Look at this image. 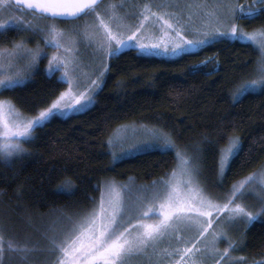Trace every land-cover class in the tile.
<instances>
[{"label": "trees", "instance_id": "trees-1", "mask_svg": "<svg viewBox=\"0 0 264 264\" xmlns=\"http://www.w3.org/2000/svg\"><path fill=\"white\" fill-rule=\"evenodd\" d=\"M235 2L248 5L252 0ZM236 23L245 30L264 27V15ZM22 37L37 42L26 31L9 27L0 33V47H11ZM259 57V49L251 43L227 37L175 57L145 56L135 48L110 57L88 108L54 115L24 141L25 152L8 160L0 157V224L6 225V235L27 238L34 245L27 260L6 249L3 264H51L49 229L60 232L67 224V213L90 208V197L99 199L98 185L105 181L120 184L126 200L135 199L141 186H151L172 171L177 160L173 149L151 146L115 157L108 140L124 125L169 133L178 147L193 156L199 148L201 180L215 198L226 200L235 181L264 167V94L233 98L245 81L256 77ZM193 65L199 70L194 71ZM45 67L43 56L21 83L0 91V98H10L27 116L48 107L66 83ZM230 136L240 137L241 148L230 170L221 176L220 149ZM240 202L250 210L260 203L251 193ZM224 217L222 213L214 222L217 229L223 227L243 242L230 252L232 258H243L235 264L264 260V215L251 223L239 218L228 223ZM225 247L227 239L217 241V249L222 252ZM163 249L161 242L128 260L165 264ZM222 264L233 261L226 258Z\"/></svg>", "mask_w": 264, "mask_h": 264}, {"label": "snow or ice", "instance_id": "snow-or-ice-1", "mask_svg": "<svg viewBox=\"0 0 264 264\" xmlns=\"http://www.w3.org/2000/svg\"><path fill=\"white\" fill-rule=\"evenodd\" d=\"M103 4L104 0H0V14L11 10L7 19L0 18V33L7 31L9 26H15L19 31L43 34L44 40L43 46L38 44L35 48L28 47L23 37L14 41L11 48L0 47V71L6 67L11 69L21 58L27 59L28 67H33L41 57L48 55L46 49L52 47L57 51L49 57L47 72L61 71L60 79L68 84L67 89L35 116L22 114L10 98H0V157L8 160L14 154L25 152L24 141L33 136L36 127L62 110H74V106L82 108L81 102H90L92 92L100 86L94 79L84 91L73 90L78 85L73 75L77 66L74 55L77 37L56 23L60 19L85 18L83 35L90 42H95L101 57L100 78L109 67L105 59L118 56L126 48H136L145 56H174L222 37L251 43L261 53L255 69L257 75L245 81L239 91L233 93V98L239 99L250 92L264 94V27L245 30L236 23L241 18L253 19L264 15V0H252L248 5H240L234 0H214L212 9L205 13L204 24L207 26L193 29L198 35L192 37L185 34L180 12L169 11L177 7L174 0H160L155 4L153 0H144L138 6L140 18L134 27L124 25V17L117 11L125 6L123 2H110L102 8ZM194 7L205 8L206 4L202 0H189L185 4L189 17L194 14L191 11ZM17 9H24L25 14L14 15ZM149 21L158 26L159 35L145 34L148 32L146 22ZM193 70H199L198 66L193 65ZM23 79L19 72L0 75V91L13 88ZM67 99H71L72 104H68ZM162 136V148L175 149L177 166L171 173L153 181L151 186H141L135 199L126 200L115 182L98 185L99 199L90 197L93 201L90 208L67 213V224L60 232L49 229L51 234L47 240L48 251L53 254L51 264H126L130 256L144 252L150 245L155 247L165 238H175L177 245L181 241L185 245L171 251L167 248L162 250L169 257L179 255L180 259L175 264H185L186 261L187 264H200L195 258L200 249L194 245L202 237L207 239L206 234L212 239L204 247H211L221 257L215 264H222L226 258L233 264L237 259H243L230 256V252L237 250L243 242L238 243L223 227L217 229L213 214L225 213L224 219L228 223H234L236 218L251 223L264 215V169L235 181L225 202L220 203L200 178L201 150L198 148L193 156L186 148L178 147L169 133L162 132ZM240 148V137L230 136L228 143L220 149L218 163L221 176L230 170ZM247 193L256 194L260 201L254 210L238 202ZM185 228L194 229L191 241L182 235ZM6 231V225L0 224V264H3L6 249L27 260L34 245H30L27 238L6 235ZM221 238L227 239V247L222 252L216 248ZM248 264H264V260H253Z\"/></svg>", "mask_w": 264, "mask_h": 264}, {"label": "rangeland", "instance_id": "rangeland-1", "mask_svg": "<svg viewBox=\"0 0 264 264\" xmlns=\"http://www.w3.org/2000/svg\"><path fill=\"white\" fill-rule=\"evenodd\" d=\"M121 2H123L125 6L122 8H118L117 11L120 13L121 16L124 17L123 24L131 25L133 27L136 26L140 18L138 6L141 3H143L144 0H118L117 4H120ZM159 2L160 0H153V4L159 3ZM174 2L177 4V7L173 9H169V11H179L180 12L182 22H184V27L186 29L185 34L190 37L198 35V33L193 31V29L203 28L207 26L204 24L205 13L212 9V4L214 0H202V2L206 4V7L200 8V9H197L195 7L192 8L191 11L194 14L191 17L187 15L189 9L185 8V4L188 3L189 0H174ZM108 3H110V1L105 0L104 4L102 5V8L106 6ZM10 12L11 10L3 12L2 14H0V18L7 19V16L9 15ZM13 14L17 16L24 15L25 10L17 9ZM25 18L26 19L28 18L27 15L25 16ZM88 19L91 21L92 18L89 17ZM84 20L85 18L82 17L80 20H71V21H65V22H61L60 20H58L56 22L61 28H64L67 32L77 37V43L74 45V48H75L74 55L77 58V66L73 72V75L76 78L75 82H78L77 88H74L73 90L77 92L84 91V89L87 88L88 85L91 83V81L94 79L98 80L99 85H101L102 83V78L99 77V72L102 68L101 57L98 51L96 50L95 42L94 41L90 42L89 39L83 35ZM9 27H15V26H9ZM146 27L148 28V32L145 33L146 35H151L152 33L159 35V32L157 31L158 26L155 25L152 21L146 22ZM257 28H261V27H257ZM257 28H254V29H257ZM26 33L30 34L29 39L37 40V42L34 43V42L27 40L28 38H26L28 47L35 48L38 44L41 46L44 45V40L42 38L43 34L32 33L28 31H26ZM8 48H11V47H8ZM191 50H196V49H191ZM46 51L48 55L44 57L46 58L45 69L47 71L49 57L52 55V53L56 52L57 50L55 48L48 47ZM60 51L63 52V49H61ZM186 51H190V50H186ZM156 55L164 56V57L177 56V55L173 56V55H165V54H156ZM108 60L109 58H106L105 62L108 63ZM30 69L31 67H28L27 65V59L21 58L14 63L11 69L6 67L4 70L0 71V75H6L10 73L19 72L20 75L25 78V75L29 73ZM55 74L59 79L61 78V74H62L61 71H57L55 72ZM67 88H68V84L66 83V87L62 91H64ZM98 88H95V90L92 92V99L90 102H81L83 104L82 108L74 106V110L73 109L62 110L56 113V115L67 116L71 113L79 112V111H82L88 108L93 103L94 94L96 93ZM59 94L57 95V97L59 96ZM66 102L68 104H72L71 99H67ZM35 115H31V116H35ZM108 143H109V147L112 149L114 153V156L120 157L122 155L130 154L131 152H137L143 149H147L151 146L152 147L158 146L162 148L163 136H162V131H155L150 127L144 128L143 126L141 127L137 125H124L116 129V131L112 134L111 138L108 140ZM173 150L175 151V149ZM16 155L18 154H14L12 157H15ZM12 157L8 159H11ZM176 166H177V160H176L175 167ZM261 169H264V167H262ZM105 182H108V181H105ZM115 185L121 192L120 184L115 183ZM253 195L257 198L256 194H253ZM219 202L224 203L225 200H219ZM221 214L222 213H220L219 215ZM213 217H214V222H215L218 216H216V214L214 213ZM182 235L185 239L191 241L192 239H194V229L185 228L183 229ZM206 237L207 239L202 237L200 241H195L194 246L200 249V252L196 253L195 258L200 262V264H214V262L218 260L219 258H217V253L212 251L211 247L209 248L204 247V244L205 243L210 244L211 239H212L209 234H206ZM161 242H163V248L164 249L167 248L168 251H171L175 247L183 248L185 246L183 241H181V243L177 245L175 238H165L164 240L160 241L158 244H160ZM152 247L153 246L150 245L148 248H152ZM164 258H166L165 264H169L170 261L172 262V264H175V261L180 259L178 254H174L171 257L165 255ZM132 263H133L132 260H127L126 262V264H132ZM185 264H187V261L185 262Z\"/></svg>", "mask_w": 264, "mask_h": 264}, {"label": "water", "instance_id": "water-1", "mask_svg": "<svg viewBox=\"0 0 264 264\" xmlns=\"http://www.w3.org/2000/svg\"><path fill=\"white\" fill-rule=\"evenodd\" d=\"M61 20H71V19H61Z\"/></svg>", "mask_w": 264, "mask_h": 264}]
</instances>
